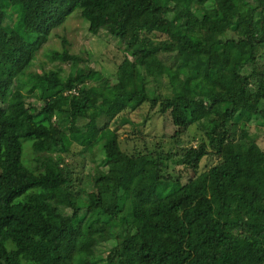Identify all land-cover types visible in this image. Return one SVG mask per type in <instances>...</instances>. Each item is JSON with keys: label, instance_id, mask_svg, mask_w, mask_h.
<instances>
[{"label": "trees", "instance_id": "trees-1", "mask_svg": "<svg viewBox=\"0 0 264 264\" xmlns=\"http://www.w3.org/2000/svg\"><path fill=\"white\" fill-rule=\"evenodd\" d=\"M76 13L124 52L115 72L51 46ZM165 76L172 93L149 95ZM0 98V264H264V150L247 129L264 118V0H0ZM145 105L173 140L204 138L127 151L111 113ZM75 143L101 156L86 196Z\"/></svg>", "mask_w": 264, "mask_h": 264}, {"label": "rangeland", "instance_id": "rangeland-1", "mask_svg": "<svg viewBox=\"0 0 264 264\" xmlns=\"http://www.w3.org/2000/svg\"><path fill=\"white\" fill-rule=\"evenodd\" d=\"M63 37L68 39L69 43H71V45H69L71 52L88 59V62L82 64V66L90 67L91 65L94 66L95 64L101 63L102 71L105 73H111L117 70L119 64L124 58V52L119 48L117 42L105 33L98 35L92 34L89 31V23L83 19L79 13L74 14L68 20L65 29H62V27L58 29L51 39V46L62 49ZM153 38L160 46L167 47V50H164L165 52L162 51L160 53L161 56L165 57L166 55H169L172 58V62L184 60L178 52L172 51V43L166 38V36L154 34ZM39 55L43 58L42 52ZM64 66L66 68L69 67L68 64H65ZM148 89L149 95L156 94L158 97L164 95L169 96L172 93L167 76L155 85H153V83L149 84ZM2 106L5 105L1 102L0 98V107ZM156 109H159V106ZM111 115L113 118L116 116L111 127L114 128L118 125L123 148L129 152H134L135 150L140 149L144 150L147 146L152 149L155 145H162L166 150L171 149L180 153L182 152V149L187 146L198 145L201 138H204V131L194 125L181 138L173 140L172 135L174 134L175 127L170 117L165 114H155L153 116L148 105H145L143 108L136 111H124L119 115L111 113ZM116 120H118L117 123L115 122ZM247 129L249 130V134L264 150V118L261 120H254L253 123L248 125ZM98 155L97 148L96 155H92L87 150H83L82 146L75 143L72 146L70 153L65 156L74 170L75 175L78 176V180L75 182L76 189H83L84 196H86V192L90 190L92 186H89L87 187V190H84L83 177L89 174L91 167L98 165V158L101 157ZM218 161V157L214 154L205 157L202 161V170L210 168ZM80 198V201L88 202L87 197L82 196Z\"/></svg>", "mask_w": 264, "mask_h": 264}]
</instances>
